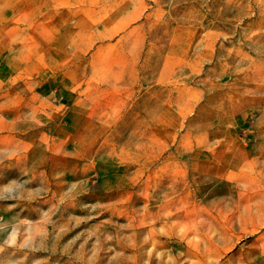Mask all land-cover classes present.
Instances as JSON below:
<instances>
[{"label": "rangeland", "instance_id": "obj_1", "mask_svg": "<svg viewBox=\"0 0 264 264\" xmlns=\"http://www.w3.org/2000/svg\"><path fill=\"white\" fill-rule=\"evenodd\" d=\"M101 89L97 162L0 160V264H264V0H0V144Z\"/></svg>", "mask_w": 264, "mask_h": 264}, {"label": "crops", "instance_id": "obj_2", "mask_svg": "<svg viewBox=\"0 0 264 264\" xmlns=\"http://www.w3.org/2000/svg\"><path fill=\"white\" fill-rule=\"evenodd\" d=\"M62 79H64V76H62ZM109 92L111 91L101 89L99 91H87V94L84 96L80 94L73 95L72 106L69 105L63 112L59 109L52 110L50 118L52 117V120L57 121L55 124L51 123L53 121L49 118L45 120L47 123H51L50 127L53 132L52 134H44L46 139L44 144L38 143L37 137L35 140L29 139L28 141L27 139H21V143L19 141L14 143L13 141L15 140L10 143L5 141L3 144H0V160H10L15 163L23 159H31L32 155L37 156V154H40L41 159L44 156V158L50 161L56 159V157L57 159H67L75 153L78 155V160H82L83 162H97L100 156H102L100 153L104 150V145L109 142L106 139L112 135L113 131L110 130L116 129L119 125L118 122L122 120L120 118H123L128 112L126 100L123 98L117 100L114 95L112 97L107 96L106 93ZM112 92L116 93V90H112ZM63 98L65 99L66 96L63 95ZM64 114L66 117L63 116ZM58 117L59 119H57ZM10 125L13 128L14 123L11 122ZM90 129H98L100 131L97 133L95 131L94 134L92 147L94 144L96 146L85 149V144L82 146L79 138L83 134L86 135L83 132L84 130ZM5 135L7 136V134ZM72 135L78 139L76 138L77 142H74V149L70 150L67 148V144ZM85 153H87L86 156ZM14 166H17V163ZM166 173L164 169H160V208L173 204V207H177L180 200V193L184 189V186L180 184H169L167 186V194L173 193L176 195H173L172 201H167L166 205L164 199L166 191L163 188L165 180L169 177Z\"/></svg>", "mask_w": 264, "mask_h": 264}, {"label": "bare ground", "instance_id": "obj_3", "mask_svg": "<svg viewBox=\"0 0 264 264\" xmlns=\"http://www.w3.org/2000/svg\"><path fill=\"white\" fill-rule=\"evenodd\" d=\"M172 225H173V224H172ZM154 234H155V233H154ZM154 234H153V235H154ZM154 236H155V235H154ZM202 255H203V254H202ZM202 255H198V256L202 257Z\"/></svg>", "mask_w": 264, "mask_h": 264}]
</instances>
